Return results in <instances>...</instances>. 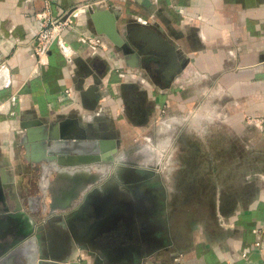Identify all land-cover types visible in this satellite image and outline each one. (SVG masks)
Wrapping results in <instances>:
<instances>
[{"label":"crops","instance_id":"1","mask_svg":"<svg viewBox=\"0 0 264 264\" xmlns=\"http://www.w3.org/2000/svg\"><path fill=\"white\" fill-rule=\"evenodd\" d=\"M148 3L52 0L54 16L82 7L77 31L101 37L106 49L65 31L66 55L54 43L38 62L42 0H0V250L26 233L35 246L27 256L19 254L23 242L14 244L3 264H264V122L249 121L264 119V0ZM110 23L119 38L139 26L159 32L176 49L179 73L171 76L164 58L145 70L103 33ZM135 89L146 94L150 110L138 94L126 103V92ZM142 129L150 145H157L158 132L171 134L164 157L129 163L153 175L125 179L112 171L97 193L48 215L42 187L57 163L45 161L42 144L107 141L119 150L124 134ZM192 166L200 178L192 180ZM194 178L200 183L189 189ZM137 182L136 199L125 187ZM11 183L18 212L3 188ZM71 184L57 182L53 193ZM130 207L135 220L163 232L148 227L147 241L124 243ZM86 208L99 211L90 225L99 224L100 233L79 231Z\"/></svg>","mask_w":264,"mask_h":264},{"label":"water","instance_id":"2","mask_svg":"<svg viewBox=\"0 0 264 264\" xmlns=\"http://www.w3.org/2000/svg\"><path fill=\"white\" fill-rule=\"evenodd\" d=\"M145 5H148V0H142ZM160 31V30H159ZM133 32H139V35L133 34ZM103 33L124 53L129 54L131 58L138 57L142 62L151 59L157 63L162 61V58L166 59L169 64V68L172 69V73H179L182 65L175 63L176 49L175 47L159 32L152 28L139 26L135 29L127 31L126 34L117 37L115 29L112 23H110L103 31ZM99 85V82H95ZM94 85L91 90L95 89ZM90 90V91H91ZM42 150L45 148V152L49 155L45 157V161H55L57 165L54 168V178H48L45 186L42 187L48 194V201H46V209L48 215L52 216L56 211L68 212L72 210L73 204L77 203L79 199L83 198V194H95L98 190L94 189L98 186L105 177L109 175L110 169L105 162L112 161V155L116 153V148H113L112 142L107 141H93L88 144H81L79 142H53L50 145H41ZM127 168V167H126ZM125 167L123 169H126ZM121 170V173L123 172ZM130 169V168H128ZM133 171V169H130ZM116 172V171H115ZM113 173L117 176V174ZM134 172V171H133ZM135 173V172H134ZM121 174H119L120 176ZM57 182H72V188L70 190H63L62 192L53 193V186ZM74 183V184H73ZM107 184L103 186L105 189ZM4 191L7 193L8 199L15 205L12 212H18L22 210V206L19 203L18 195L15 191L13 183L8 186H3ZM87 196V197H88ZM42 207V206H41ZM125 210L124 218L127 223L132 218V207ZM39 211L41 208L39 206ZM131 225V222H129ZM14 244L24 243V247L20 250L19 254L29 255V233L18 237L12 238ZM11 247L0 250V264H3L11 252Z\"/></svg>","mask_w":264,"mask_h":264},{"label":"rangeland","instance_id":"3","mask_svg":"<svg viewBox=\"0 0 264 264\" xmlns=\"http://www.w3.org/2000/svg\"><path fill=\"white\" fill-rule=\"evenodd\" d=\"M134 94H138L139 95V99L141 101H145L144 96L146 95L143 91H140L137 89H135L134 93L133 92H126L127 97H125V101L128 104H132L135 101V96H133ZM146 97V96H145ZM138 100V98L136 99ZM146 104L145 108H147L148 110L151 109V106L149 104H147V102L145 101ZM125 113H127L125 111ZM128 114V113H127ZM130 116V115H128ZM161 132V134L158 132L157 135H155L156 137V142L157 145H150L147 141L149 138V133L147 131V129H142L139 130L138 132H136V130H130L128 131V133L124 134V143L123 145L120 146L119 150L116 151L115 156L113 157V161H110V163H108V168L110 169L109 174H111L112 171H116L115 174L119 175L121 174V170L125 167L133 169V171L135 172V174L139 175V172H137L134 168L135 166H130L129 163H133L135 162H154L155 159H157L159 157V155H163L164 157V149L167 146V142H168V138L170 139L171 134L167 135V136H163ZM166 133V131H165ZM166 135V134H165ZM164 137V138H163ZM195 152V150H193ZM115 159V160H114ZM134 162V163H135ZM190 168V167H189ZM190 172H192L191 178L193 180V177H198L200 178V170L199 169H195V167H191L190 168ZM207 173V172H205ZM195 179V178H194ZM196 180V179H195ZM198 183H200L198 180L196 181H191V184H189V189H195L198 186ZM180 184V183H179ZM128 185V184H127ZM125 190L129 191L130 196L133 198H138V196L141 194V192H139L137 189H132L129 190L128 188L125 187ZM183 190V189H182ZM183 192H185L183 190ZM150 200V199H149ZM147 201L148 199H146L144 201V204L147 208ZM184 201V199H183ZM188 201L192 202V200ZM143 204V205H144ZM87 207V206H85ZM98 210L92 208L91 210L89 208H86V210L84 209V212L82 214V218H79L80 220H78L77 222H79V227H80V232L83 233V235L87 236L88 233H90V231L95 230V233H100L101 228H99V224H92L93 228L91 229V218L96 219L97 215H98ZM94 215V216H93ZM93 216V217H92ZM138 220H135V217L130 218L128 221L131 222V229L132 230H125V241L124 243H138V242H142V241H147L148 237H149V225L147 224L148 222L146 220H141L138 216H137ZM140 221L139 223L141 224L139 228H137V226H132V222H137ZM102 225L105 226L104 222L102 223ZM87 226H90V230H84ZM103 226V227H104ZM102 227V228H103ZM150 231L152 233H159V232H163L164 227H160L158 225H151ZM128 229V228H127ZM166 229V228H165ZM86 231V233H85ZM166 236L168 238H170V233L169 230L167 228V231H165ZM30 238V235H29ZM117 238L116 236H112L110 239L112 240V242H115ZM119 241V240H118ZM129 244V245H130Z\"/></svg>","mask_w":264,"mask_h":264},{"label":"built area","instance_id":"4","mask_svg":"<svg viewBox=\"0 0 264 264\" xmlns=\"http://www.w3.org/2000/svg\"><path fill=\"white\" fill-rule=\"evenodd\" d=\"M51 1L42 0V9L38 14L39 30L35 35L33 55L38 58V62L43 57H46L49 49L54 43H58L63 51L64 56L66 51L61 44L62 34L65 31L71 32L74 36H78L79 39L87 45L95 48L100 47L106 49L105 42L99 36L81 34L75 27V15L79 14L82 7H77L75 10H71L68 13L61 14L60 16H54L51 12ZM73 93L71 90H65L64 95L71 96ZM252 124L260 125L264 122V119H252L249 118ZM256 246H260L256 243Z\"/></svg>","mask_w":264,"mask_h":264},{"label":"flooded vegetation","instance_id":"5","mask_svg":"<svg viewBox=\"0 0 264 264\" xmlns=\"http://www.w3.org/2000/svg\"><path fill=\"white\" fill-rule=\"evenodd\" d=\"M151 59H147V60H145V61H143V66H144V68H145V70H147L150 66L149 65H151ZM160 66H162L163 65V61H161L160 63H158ZM151 68V67H150ZM114 155L115 154H113L112 155V158L114 157ZM113 161V160H112ZM106 164H108V163H110V161H108V162H105ZM130 166H134V165H130ZM137 172H139V175H137L138 177H140V178H144V177H148V176H151V175H153V171L152 170H149V167H147V169H146V167L144 168V167H139V169H137V168H134ZM129 172H133L132 170H130V169H128V168H126V169H123V172H122V174H123V176L124 177H126V175L129 173ZM126 174V175H125ZM139 178V179H140ZM140 182H137V183H130L129 185H127V187L126 188H128L129 190H132V189H137L138 191L141 189L140 188Z\"/></svg>","mask_w":264,"mask_h":264},{"label":"bare ground","instance_id":"6","mask_svg":"<svg viewBox=\"0 0 264 264\" xmlns=\"http://www.w3.org/2000/svg\"><path fill=\"white\" fill-rule=\"evenodd\" d=\"M126 175V174H125ZM121 177H123V178H125V179H127V178H130V177H134L135 179H137L138 178V176H137V174H135L134 172H129L127 175H126V177H124L123 176V174L121 173ZM29 251H34V249H35V246H34V243H33V241H29Z\"/></svg>","mask_w":264,"mask_h":264}]
</instances>
